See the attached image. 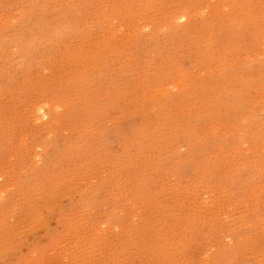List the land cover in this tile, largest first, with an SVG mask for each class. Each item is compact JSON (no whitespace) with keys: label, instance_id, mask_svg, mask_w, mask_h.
<instances>
[{"label":"rangeland","instance_id":"rangeland-1","mask_svg":"<svg viewBox=\"0 0 264 264\" xmlns=\"http://www.w3.org/2000/svg\"><path fill=\"white\" fill-rule=\"evenodd\" d=\"M0 264H264V0H0Z\"/></svg>","mask_w":264,"mask_h":264},{"label":"bare ground","instance_id":"bare-ground-1","mask_svg":"<svg viewBox=\"0 0 264 264\" xmlns=\"http://www.w3.org/2000/svg\"><path fill=\"white\" fill-rule=\"evenodd\" d=\"M163 89H164V88H163ZM40 111H41V110H40ZM42 113H43V112H42ZM40 117H42V116H40ZM40 117H39V118H40ZM41 119H42V118H41ZM37 121H38V120H37ZM52 209H53V208H52Z\"/></svg>","mask_w":264,"mask_h":264}]
</instances>
